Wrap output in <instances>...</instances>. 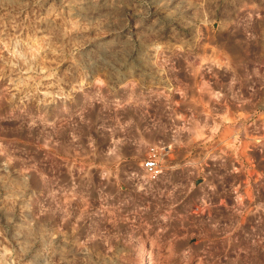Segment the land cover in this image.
Instances as JSON below:
<instances>
[{
    "label": "rangeland",
    "instance_id": "obj_1",
    "mask_svg": "<svg viewBox=\"0 0 264 264\" xmlns=\"http://www.w3.org/2000/svg\"><path fill=\"white\" fill-rule=\"evenodd\" d=\"M141 249L264 264V0H0V264Z\"/></svg>",
    "mask_w": 264,
    "mask_h": 264
},
{
    "label": "built area",
    "instance_id": "obj_2",
    "mask_svg": "<svg viewBox=\"0 0 264 264\" xmlns=\"http://www.w3.org/2000/svg\"><path fill=\"white\" fill-rule=\"evenodd\" d=\"M159 154L156 149L149 150L146 159L142 163L143 175L149 181H154L160 174Z\"/></svg>",
    "mask_w": 264,
    "mask_h": 264
},
{
    "label": "bare ground",
    "instance_id": "obj_3",
    "mask_svg": "<svg viewBox=\"0 0 264 264\" xmlns=\"http://www.w3.org/2000/svg\"><path fill=\"white\" fill-rule=\"evenodd\" d=\"M159 149L162 150V151H165L164 153H167V151L169 150V147L168 146L159 147ZM160 174H161V170H160ZM160 174H159V176H160ZM140 254H141V257H142V263L141 264H151L148 255L146 254V252L143 249L140 250Z\"/></svg>",
    "mask_w": 264,
    "mask_h": 264
},
{
    "label": "crops",
    "instance_id": "obj_4",
    "mask_svg": "<svg viewBox=\"0 0 264 264\" xmlns=\"http://www.w3.org/2000/svg\"><path fill=\"white\" fill-rule=\"evenodd\" d=\"M154 128H155V127L153 126V127H152V131H153V132H154ZM121 139H122V138H121ZM123 140H124V139H123ZM123 140H122V141H123ZM128 140L130 141L131 144H133L134 142H136V138H133V137L129 138ZM122 151H126V149H123Z\"/></svg>",
    "mask_w": 264,
    "mask_h": 264
}]
</instances>
